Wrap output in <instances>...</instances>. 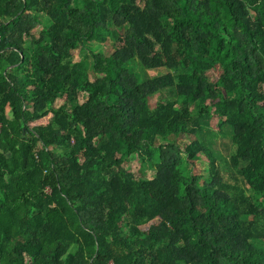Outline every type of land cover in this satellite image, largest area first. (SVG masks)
<instances>
[{"label":"trees","instance_id":"obj_1","mask_svg":"<svg viewBox=\"0 0 264 264\" xmlns=\"http://www.w3.org/2000/svg\"><path fill=\"white\" fill-rule=\"evenodd\" d=\"M0 264H264V0H0Z\"/></svg>","mask_w":264,"mask_h":264},{"label":"rangeland","instance_id":"obj_2","mask_svg":"<svg viewBox=\"0 0 264 264\" xmlns=\"http://www.w3.org/2000/svg\"><path fill=\"white\" fill-rule=\"evenodd\" d=\"M75 5V4H73ZM77 7L80 6V2H77ZM95 43L94 42H89V43H85V47L87 49L90 48H94L95 47ZM84 50L82 49H77L74 52V58L76 60L80 59V57L83 55ZM130 67L132 68V70H134V73H136L138 76H140L141 80L144 81L146 79L155 77L156 75H159L161 73H164V70H149V69H145L143 68V66L140 64V62L138 60L132 61L130 63ZM152 98V97H151ZM166 98L165 95H160V96H153V98L151 99V104H154L156 100L158 99H162ZM8 115L10 116L9 111L7 110ZM228 132V128L224 127V133L225 135H222L219 132H215L214 130L206 127V129L203 130V137H204V142H206V144H208L212 151L216 154L219 155L220 158V164L223 167L224 164V159L226 160L228 155H229V151L232 147L231 145V141H230V137L227 134ZM181 144L184 142L183 140L179 141ZM125 166L127 169L131 170L132 172H134L137 169V166L134 162L130 161L125 163ZM190 167V165L187 164V168ZM202 168H204V165L201 167L197 166V170L196 172H201ZM189 169V168H188ZM260 245V244H259Z\"/></svg>","mask_w":264,"mask_h":264}]
</instances>
